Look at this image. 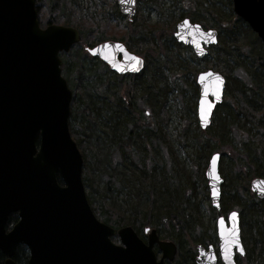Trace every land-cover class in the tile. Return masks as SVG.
Returning <instances> with one entry per match:
<instances>
[{"label":"rangeland","instance_id":"1","mask_svg":"<svg viewBox=\"0 0 264 264\" xmlns=\"http://www.w3.org/2000/svg\"><path fill=\"white\" fill-rule=\"evenodd\" d=\"M115 1L77 0V5L86 13L92 4L96 11L94 15L99 14L113 24L124 23L128 17L120 12ZM204 1L199 0L197 6L192 7L186 0H137L136 13L130 20L132 31L128 42H124L132 52L145 59L144 69L134 80L128 75H124L122 80V76L108 70L85 48L81 50V47L73 46L68 52L61 53L62 74L73 93L70 131L81 152L84 147L82 178L96 216L100 220L107 216L103 206L105 202L119 207L134 219L138 234H142L145 240V229L155 228L162 239L177 244L178 252L167 264H184L186 255H192L194 264L195 246L203 241L199 236L201 228L195 229L198 221L193 217L183 232L179 225L162 218L165 214L168 216V212L159 214L161 222L158 220V228L147 224L146 220L142 221L138 211L146 210L154 201L151 200L149 180L154 175L165 185L175 181L176 195L181 196L182 193L190 199V206L199 211L198 219L210 228L217 215L206 200V193L210 192L205 171L214 152L221 153L220 174L225 178L223 190L226 201L242 209L248 247L255 252L264 249V202L259 201L250 189L252 178L264 175V120L248 124L238 110L237 100L238 94L243 96L246 82L255 89L251 91L250 98L258 104L256 108H263L264 65L258 60L260 57L264 61L263 50H259L261 40L235 14L232 0ZM189 6L194 10L192 16L187 15ZM186 15L193 22L217 29L219 42L224 46L235 41L244 46L240 63L250 77L234 73L235 65L232 63L226 65L224 71L223 60L219 57L207 55L200 58L190 46L172 38L167 32L172 28L175 32L177 22ZM145 23L157 24L164 30V49L159 54L156 30L147 28ZM109 39L107 36L105 40ZM215 67L221 68L225 75V97L210 126L202 129L197 112L200 89L196 77L201 71ZM129 81L133 83L134 112L127 108V94L122 85ZM162 109L167 111L168 119L160 127L155 120L164 117ZM138 116L143 118L141 126L144 127H137ZM133 126L136 135L132 141L137 151L131 160L123 161L118 147ZM144 129L146 131L142 132ZM131 165L137 170L145 165L143 170L149 174L145 175L144 181ZM153 165L155 168L151 175L148 171ZM156 204L154 202V209Z\"/></svg>","mask_w":264,"mask_h":264},{"label":"water","instance_id":"2","mask_svg":"<svg viewBox=\"0 0 264 264\" xmlns=\"http://www.w3.org/2000/svg\"><path fill=\"white\" fill-rule=\"evenodd\" d=\"M117 3L121 13L132 19L137 0ZM232 3L236 15L258 35L264 51V0ZM208 33L214 39H209ZM174 37L190 45L200 58L219 39L217 29H205L188 17L178 21ZM80 40V31L74 26L51 23L41 27L35 0H0L3 264H17L13 257L20 244L29 251L26 264H166L177 254L174 241L161 239L155 228L145 229L144 240L131 225L113 227L100 220L89 203L82 178L84 159L69 126L72 91L62 75L59 56ZM89 53L119 74L140 73L144 68L145 59L122 41L101 42L89 48ZM196 82L200 88L198 119L200 127L206 129L215 106L223 99L226 80L220 71L207 69L198 73ZM219 163L220 154L215 152L205 172L214 206L219 205L223 182ZM251 190L264 198V177H255ZM14 212L19 218L8 230L9 215ZM232 213L228 228L223 217L219 218L221 254L226 264H235L233 248L240 244L238 213L235 217ZM233 230L236 243L228 245L225 257L226 239ZM115 235L118 242L112 239ZM197 250L196 264H217L213 246L206 250L198 245Z\"/></svg>","mask_w":264,"mask_h":264},{"label":"trees","instance_id":"3","mask_svg":"<svg viewBox=\"0 0 264 264\" xmlns=\"http://www.w3.org/2000/svg\"><path fill=\"white\" fill-rule=\"evenodd\" d=\"M198 1L199 0H186V2L189 5H192V7L194 6L196 7ZM203 2L205 3L204 0ZM35 4L38 12V19L42 27H45L47 24L55 23V24L74 26L77 29H79L81 34V41L75 44L74 46L81 47V50L86 46L92 47L96 45L97 42L99 43L103 42V40H105L107 36H109V38L113 40H122L123 42L127 43L129 36L131 34L130 32L132 31V23L129 19L125 20L124 23H120L119 21L118 23L113 24L109 21V19H105L99 14L94 15L96 11H95V6L92 4L87 8L86 13L82 12L80 7H78L77 0H35ZM116 4L117 2L115 1V5ZM206 6L208 7L207 2H206ZM188 9L189 12L187 15L192 16L194 10H192L190 6L188 7ZM237 18L238 17H236V19ZM145 26L147 28H152L156 30L155 35L158 41L157 53L158 54L161 53L162 49H164L162 42V38L164 35L163 28H159L157 24H149V23H145ZM167 33L170 34L172 38H174L173 37L174 28H172V30L170 29ZM176 45L181 46L178 43H176ZM243 47L240 44H238L236 41L230 43L228 46H224L219 42L217 45L210 47L208 56H212V57L214 56L216 58L219 57L218 59L223 60L222 62L224 64H222L223 65L222 69L224 71L227 68L226 65H229V63L234 64L235 65L234 73H237L238 75L247 76L248 78L250 77L249 73L246 72V70L244 71V68L240 63V60L243 57V54L241 52L243 50ZM215 50H217V52H214ZM259 50H261L262 52L263 50L262 44ZM258 60L262 65H264V61L261 60L260 57L258 58ZM214 69L218 71L222 70L221 68L218 67H215ZM122 77L123 80L125 76ZM134 77L135 76L130 75V78H132V80H134ZM124 83L122 85L125 87L126 94L128 97L127 108L130 112H134L133 109L134 104L132 101L133 83L131 81ZM244 85H247L246 82L244 83ZM237 96H238L237 100H238L239 112H241V114H243L245 117L251 114V116L249 117L250 120L253 122H257L258 118L256 112L251 107H248L247 102L245 101L242 95L238 94ZM162 113L164 117L160 116L161 120L158 121L157 119L155 120V123L158 124L160 127L161 125H163V123L165 124L168 119V115H167L168 113L165 109H162ZM143 121L144 120L142 117L139 116L137 117L136 123L138 128L144 127L141 126L144 123ZM145 131L146 130L144 129L142 132ZM134 134H135V129L133 126L132 130H130L127 133V135L123 139V142L118 147L119 153L120 151L122 153L121 160L123 161L131 160L133 153L137 151L132 141V137H135L133 136ZM39 139L40 137L38 136L37 143H39ZM83 148L84 147L82 146L81 148L82 155L84 157L85 153L83 151ZM143 166L145 165L141 166V170L139 169L137 170L135 167H133V165H131L132 170L138 173V176L142 181L146 179L145 175L149 174L147 173V171L143 170ZM151 168L152 169L148 171L150 173H152V170L155 168V166L153 165ZM151 175H153V173ZM59 181H61L60 178ZM149 181H150L149 183L150 186H152L151 187L152 189L150 191L151 200L154 199V201L152 200L150 202L146 210H143L141 212L138 211V216H140L142 221L146 220L147 224H150L153 227L158 228L159 227L158 220L160 221L159 214H163V213L165 214V212H168L169 213L168 216H166L165 214V216L162 218L165 219L166 217L169 223L174 222L175 224L179 225V227L183 232H186L187 223L188 221L189 222L191 220L193 221V217L196 219L195 221H199L198 219L199 211H195L194 207L192 208L190 206L191 200L185 198V196L182 193L180 194L181 196L176 195L177 190H176V186L174 185V183H176L175 181L172 180L169 185H165L166 183L164 181H158V178L155 177L154 175L153 178H151V180ZM154 202L158 204V205L156 204L157 208L155 209H154ZM103 206L104 208H106L105 211L107 212V216L102 219L104 222H106L107 224L113 227H121L127 224V225H131L134 229L137 230L134 219L127 216L124 212H122L119 209V207H116L114 205L111 206L109 204H106L105 202H103ZM93 210L95 211V208H93ZM154 210L156 212H154ZM156 213L157 216H155ZM127 217L130 219H128ZM17 220H18L17 212L11 213L8 218L7 229H10L14 225V223L17 222ZM162 223L164 222L162 221ZM262 232L264 233L263 230ZM262 232L260 230V233ZM140 236L144 239L142 234ZM112 239L118 242L119 237L118 235H115L112 237ZM13 258L17 264H26L29 259V251L27 247L24 244H20ZM5 259L6 256L0 251V264H3ZM192 260H193L192 255L191 256L189 255L188 257L186 255L184 259L185 262L184 264H193Z\"/></svg>","mask_w":264,"mask_h":264},{"label":"flooded vegetation","instance_id":"4","mask_svg":"<svg viewBox=\"0 0 264 264\" xmlns=\"http://www.w3.org/2000/svg\"><path fill=\"white\" fill-rule=\"evenodd\" d=\"M137 5H138V3H137ZM204 28L207 29L209 27L204 26ZM126 46L128 48L127 44H126ZM89 48L90 47L86 46L85 50L88 51ZM119 57H121V54L119 55ZM96 58H98V57H96ZM98 59H100V58H98ZM100 60L106 65L108 70L112 71L113 73H115L117 75H120V76H124V75L136 76V75H138V74H134V73L119 74L116 71L112 70L108 63H106L102 59H100ZM248 85L249 84H247V88L243 93V98L247 102L248 107H251L256 112L258 120H257V122L251 121L249 118L251 116V114L246 116V119H247L248 124H250V123L255 124V123H259V121L264 120V104L262 105L263 106L262 109L260 107H259V109L256 108V106H258V104L254 103L250 98L251 91L255 90V89L253 87L248 86ZM225 88H226V86H225ZM224 94H225V91H224ZM224 97H225V95H224ZM224 97H223V100H224ZM221 103H219L215 106L214 113L216 112L218 106L221 105ZM214 113H213V115H214ZM220 159H221V153H220ZM219 169H220V163H219ZM221 176L223 178V182L221 185V195H220L219 205L214 206L212 201H211V198H210V193L209 194L206 193L207 203L210 206V208L212 207L214 209V213H216V215H217V217L214 218V224L212 226L210 225V228H209V227H207L208 225H204V222L199 220L198 222H196V225H195V229L201 228L200 235L198 234V232H196V235L198 234L200 237L203 238V241L198 243L195 246L196 247V256L198 253V250H197L198 245H203L206 250H209V247L213 246L215 254L217 256V264H226L225 261L223 260L222 254H221V238H220V234H219V218L223 217L224 222H225V226L228 228L230 226V214L232 212H237L238 217H239V226H240V244L235 245L233 248V259H234L235 264H264V249H262V250L260 249V250H257V252H255V250H251V248L248 247V241L246 238V231L244 228V223L242 222V209L239 207V205H233V204H230L226 201V198L224 196V190H223L225 178L223 177V175H221ZM255 177H264V175L255 176ZM255 177H253L252 180ZM250 189H251V182H250ZM259 199H260L259 201H264V198H259ZM263 223H264V221H263ZM207 232L210 233L211 235L209 236ZM188 234H189V232H188ZM177 252H178V249H177ZM196 256L194 259V264H196ZM167 262H168V260L165 261L166 264H167Z\"/></svg>","mask_w":264,"mask_h":264},{"label":"snow or ice","instance_id":"5","mask_svg":"<svg viewBox=\"0 0 264 264\" xmlns=\"http://www.w3.org/2000/svg\"><path fill=\"white\" fill-rule=\"evenodd\" d=\"M187 23V22H185ZM198 27V26H197ZM208 38L209 39H214V37H212L211 33H208ZM132 59H137L136 57H132ZM206 75H213V73H207ZM201 79H203V76L201 77ZM219 77H217V81L219 82ZM217 91H219V89H217ZM202 115H203V112H202ZM232 216L235 217L236 216V213L233 212L232 213ZM221 235H224V233L222 232ZM235 230H233V232L230 234V237L226 239V245H225V257H227V247L228 245H232V244H235L236 243V239H235Z\"/></svg>","mask_w":264,"mask_h":264},{"label":"bare ground","instance_id":"6","mask_svg":"<svg viewBox=\"0 0 264 264\" xmlns=\"http://www.w3.org/2000/svg\"><path fill=\"white\" fill-rule=\"evenodd\" d=\"M130 93V92H129ZM128 98V97H127ZM144 122V121H143ZM223 150V149H222Z\"/></svg>","mask_w":264,"mask_h":264}]
</instances>
